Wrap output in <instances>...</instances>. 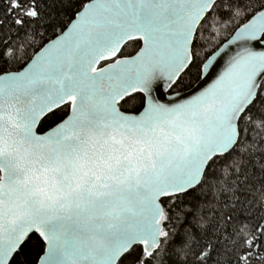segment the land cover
Instances as JSON below:
<instances>
[{"label": "snow or ice", "instance_id": "obj_1", "mask_svg": "<svg viewBox=\"0 0 264 264\" xmlns=\"http://www.w3.org/2000/svg\"><path fill=\"white\" fill-rule=\"evenodd\" d=\"M0 264H264V0H0Z\"/></svg>", "mask_w": 264, "mask_h": 264}, {"label": "trees", "instance_id": "obj_2", "mask_svg": "<svg viewBox=\"0 0 264 264\" xmlns=\"http://www.w3.org/2000/svg\"><path fill=\"white\" fill-rule=\"evenodd\" d=\"M197 82H198V81L193 82V85H192V86H194Z\"/></svg>", "mask_w": 264, "mask_h": 264}, {"label": "water", "instance_id": "obj_3", "mask_svg": "<svg viewBox=\"0 0 264 264\" xmlns=\"http://www.w3.org/2000/svg\"><path fill=\"white\" fill-rule=\"evenodd\" d=\"M198 83H199V81L193 87H195Z\"/></svg>", "mask_w": 264, "mask_h": 264}]
</instances>
